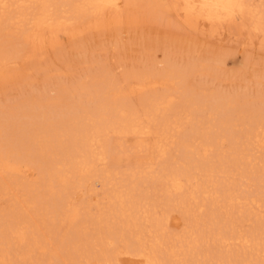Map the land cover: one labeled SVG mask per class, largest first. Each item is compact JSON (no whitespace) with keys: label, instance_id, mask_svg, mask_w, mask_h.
Listing matches in <instances>:
<instances>
[{"label":"bare ground","instance_id":"bare-ground-1","mask_svg":"<svg viewBox=\"0 0 264 264\" xmlns=\"http://www.w3.org/2000/svg\"><path fill=\"white\" fill-rule=\"evenodd\" d=\"M138 1L0 0V89L16 59L21 75L47 74L58 32L111 29ZM156 1L194 30L264 24V0ZM158 63L98 66L52 96L0 102V264H264V195L240 189L264 187L262 94L193 85L192 62Z\"/></svg>","mask_w":264,"mask_h":264},{"label":"rangeland","instance_id":"rangeland-1","mask_svg":"<svg viewBox=\"0 0 264 264\" xmlns=\"http://www.w3.org/2000/svg\"><path fill=\"white\" fill-rule=\"evenodd\" d=\"M259 1L252 0L254 4ZM82 26L76 23L74 29L67 32L75 31L74 37L67 38L65 33L58 32L57 45L45 47L46 60L43 59L41 65L47 67V74L29 69L27 65L29 74L21 75L25 67L16 59L18 64L10 68L9 79L0 89V102L16 105L31 94L52 96L49 88L55 82L68 85L78 79H87L86 75L98 66L119 74L123 69L145 67L152 60L162 67L169 59L181 65L192 62L190 81L193 85L207 79L211 81L210 90L237 93L248 99L260 93L262 100L257 103L264 107V24L257 30L248 22L242 25L203 22L199 30H194L184 26L173 12L165 10L156 0H139L134 6L123 9L119 23L111 29L82 30ZM213 71H216L214 78ZM137 83L129 79L124 83L125 91L135 89ZM222 144V149L227 151L228 143ZM114 145L113 140L107 141L109 154L116 157ZM109 168L121 173L132 170L124 162L114 160ZM240 184V189L248 195H264V187L256 186L253 181L241 180ZM85 198L83 196L80 201ZM0 204L8 205V202L0 200ZM261 210L264 211V207ZM172 216L177 217V214L172 213ZM176 224L172 230L180 229L181 221Z\"/></svg>","mask_w":264,"mask_h":264}]
</instances>
